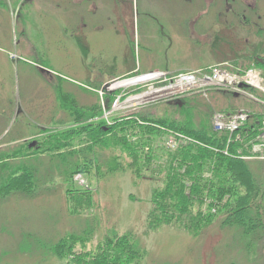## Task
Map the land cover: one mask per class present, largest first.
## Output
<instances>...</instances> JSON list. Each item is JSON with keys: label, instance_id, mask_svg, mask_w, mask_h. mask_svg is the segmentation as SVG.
<instances>
[{"label": "rangeland", "instance_id": "obj_1", "mask_svg": "<svg viewBox=\"0 0 264 264\" xmlns=\"http://www.w3.org/2000/svg\"><path fill=\"white\" fill-rule=\"evenodd\" d=\"M98 5L111 8L97 12ZM80 15L89 26L79 28ZM262 26L264 0H138L136 8L134 0H0V163L22 160L7 159L6 154L27 152L42 161L37 163L41 176L53 172L49 156L33 151L43 137L78 124L60 108L61 91L69 95V105L72 97L80 105L96 104L99 117L83 114L80 124L99 119L110 124L115 116L136 109L167 114L175 110V100L142 105L135 97L145 100L144 87L107 85L157 70L173 75L220 66L242 74L258 68L253 62L264 59V35H256ZM219 90L224 89L198 92L207 94L205 102L216 113L241 110L248 116L262 114L264 121L263 91L241 89L233 96ZM168 137L166 130V145ZM105 152L123 157L116 170L108 169L104 160L99 163L97 154ZM91 153L92 168L76 177L73 191L82 196V204L68 199L73 187L58 173L50 188L46 185L32 196L12 193L0 201V264H67L40 248L68 232H89L85 245H75L86 251L95 250L111 232H132L146 250L140 264H264V239L247 248L240 230L223 226V216L213 210L214 220L198 234L178 225L147 230L152 192L163 185L160 158L140 164L138 176L118 148L99 143ZM259 174L264 181V167ZM24 236L40 246L26 252L24 246L37 243L26 244ZM253 249L259 254L256 260Z\"/></svg>", "mask_w": 264, "mask_h": 264}, {"label": "trees", "instance_id": "obj_2", "mask_svg": "<svg viewBox=\"0 0 264 264\" xmlns=\"http://www.w3.org/2000/svg\"><path fill=\"white\" fill-rule=\"evenodd\" d=\"M253 65L264 71V64L253 62ZM219 91L236 96L226 90ZM61 92V102L58 99L60 108L73 116L78 124L59 128L43 137L41 147L33 151L49 156V162L55 164L53 172L50 170L51 174L41 176L37 163L42 161L38 157H27L31 155L27 152L6 154L7 159L22 160L0 163V201L12 193L32 196L46 185L50 188L54 174L58 173L64 176L67 186L73 187L68 199L82 204V196L77 195V191L73 193L77 189L76 177L78 174L82 176L85 169L92 168V148L100 143L101 147H115L121 154L127 155L138 176L140 164L148 166L154 156L160 158L164 168L163 185L152 192L147 230L178 225L198 234L212 223L216 212L223 216V226L240 230L244 246L260 245V240L264 239V181L259 172L264 167V160L252 153V146L262 132V114H250L245 124L230 137L228 132L213 129L212 118L217 111L205 102L206 95L190 92L192 94L174 99L175 110L167 114L156 115L136 109L127 115L115 116L110 124H106L104 119H99L97 123L80 124L83 114L97 116L94 113L96 104L80 105L77 98L72 97V105H69V95ZM236 112L218 113L231 115ZM166 128L197 142L182 144L174 149L167 147L163 138L169 130ZM107 153L94 154H97L100 164L104 160L108 169L116 170L123 157L115 155L113 158L111 153ZM84 188L82 186L81 189ZM212 210L215 211L213 214ZM87 235L90 236L89 232H68L51 245L43 244L40 249L67 259V264H140L146 252L132 232H111L93 251L75 249L76 244L85 245L90 239ZM23 238L26 244L37 243L24 246L26 252L40 246L35 238ZM253 251L256 253L253 259L256 260L259 254L256 249ZM249 253L252 254V251Z\"/></svg>", "mask_w": 264, "mask_h": 264}, {"label": "built area", "instance_id": "obj_3", "mask_svg": "<svg viewBox=\"0 0 264 264\" xmlns=\"http://www.w3.org/2000/svg\"><path fill=\"white\" fill-rule=\"evenodd\" d=\"M127 80H132V83L127 85L129 87L138 85L137 88L144 87L146 89L145 92H143V94H145L144 101H140L141 95L135 97L138 99L137 103L139 102L142 105L148 101L175 99L186 93L203 91L211 87L236 92L242 89L240 85L245 84L249 88L264 92L263 72L255 67L246 69L242 74H233L223 67L216 66L205 69V71H187L173 75L167 72H155L143 75L139 78ZM147 85L149 86L146 87ZM202 94L206 95V93ZM247 116V113L244 112H238L232 115L215 113L212 118V127L217 131L228 132L231 137L245 123ZM167 131L169 132V137L166 143L170 148L174 149L182 144L197 142L182 133L170 130ZM261 131V134L257 137L252 146V150L255 154H257V151L260 150V152H262L264 149H261V147H264V121H262ZM79 177L80 174L77 175V178Z\"/></svg>", "mask_w": 264, "mask_h": 264}, {"label": "flooded vegetation", "instance_id": "obj_4", "mask_svg": "<svg viewBox=\"0 0 264 264\" xmlns=\"http://www.w3.org/2000/svg\"><path fill=\"white\" fill-rule=\"evenodd\" d=\"M134 1H135V8H136V4H137V1H138V0H134ZM116 4H118V2H116L115 5H116ZM104 5H105V4H104ZM104 5H102L101 7H102V8L106 7V6H104ZM115 7H116V6H115ZM115 7H113V9H114ZM106 8H111V7H106ZM121 15H122V13H121ZM121 15H119V16H121ZM115 16H116V15H115ZM117 17H118V16H117ZM121 17H122L123 19H122ZM121 17L119 18L121 21H122V20H123V21L126 20V18H124V16H121ZM110 19H111V18H110V16H109L108 20L110 21ZM72 28H73L74 30L76 29V28H74V25H72ZM73 29H72V30H73ZM126 33H128V30H126ZM209 35H210V34H209ZM256 35H257V38H258V37H261L262 35H264V26H262L261 28H259V30L256 31ZM212 39H213V37H212ZM255 59L257 60L258 63L264 64V59H260V58H255ZM256 60H255V61H256ZM154 72H160V71L157 70V71H154ZM165 72H166V71H165ZM33 144H34V143H33ZM28 146H30V144H29Z\"/></svg>", "mask_w": 264, "mask_h": 264}, {"label": "crops", "instance_id": "obj_5", "mask_svg": "<svg viewBox=\"0 0 264 264\" xmlns=\"http://www.w3.org/2000/svg\"><path fill=\"white\" fill-rule=\"evenodd\" d=\"M99 7H101V5H98L97 8H95V10H97V12L99 11V10H98ZM81 13H82V12H81ZM80 23H81V24L79 25V28H80L81 26H82V28H83V27H86L87 25L89 26V24L87 23V20H85L83 17H81V15H80ZM72 25H73V24H72ZM72 25L70 26L71 30L73 29V28H72ZM74 27H75V25H74ZM95 29L98 30L99 27H96ZM72 34H73V32H71V35H72ZM49 74H51V73H49Z\"/></svg>", "mask_w": 264, "mask_h": 264}, {"label": "bare ground", "instance_id": "obj_6", "mask_svg": "<svg viewBox=\"0 0 264 264\" xmlns=\"http://www.w3.org/2000/svg\"><path fill=\"white\" fill-rule=\"evenodd\" d=\"M130 83H132V80H124V81H121L120 83L113 85L112 88H116L118 86H126V85H129Z\"/></svg>", "mask_w": 264, "mask_h": 264}, {"label": "water", "instance_id": "obj_7", "mask_svg": "<svg viewBox=\"0 0 264 264\" xmlns=\"http://www.w3.org/2000/svg\"><path fill=\"white\" fill-rule=\"evenodd\" d=\"M45 70H47V69H45ZM111 85L113 86L114 84H111ZM32 145H33V143L30 144V147H31Z\"/></svg>", "mask_w": 264, "mask_h": 264}]
</instances>
